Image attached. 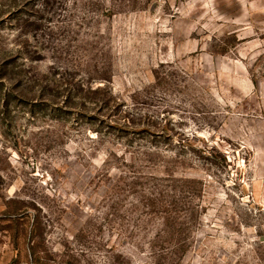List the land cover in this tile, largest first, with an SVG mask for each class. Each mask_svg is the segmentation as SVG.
<instances>
[{
  "label": "rangeland",
  "instance_id": "obj_1",
  "mask_svg": "<svg viewBox=\"0 0 264 264\" xmlns=\"http://www.w3.org/2000/svg\"><path fill=\"white\" fill-rule=\"evenodd\" d=\"M0 264H264V0H0Z\"/></svg>",
  "mask_w": 264,
  "mask_h": 264
}]
</instances>
